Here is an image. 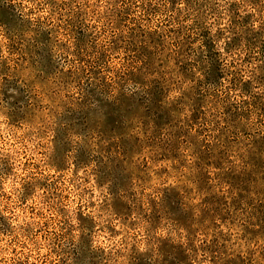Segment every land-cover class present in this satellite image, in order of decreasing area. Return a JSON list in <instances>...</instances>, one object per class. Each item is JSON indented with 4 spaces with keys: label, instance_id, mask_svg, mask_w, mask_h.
I'll use <instances>...</instances> for the list:
<instances>
[{
    "label": "rangeland",
    "instance_id": "rangeland-1",
    "mask_svg": "<svg viewBox=\"0 0 264 264\" xmlns=\"http://www.w3.org/2000/svg\"><path fill=\"white\" fill-rule=\"evenodd\" d=\"M27 2L33 3L36 0ZM90 2L91 0H85V3ZM96 2L102 3L103 0ZM117 2L119 3V0ZM177 2L178 0H157V4H167L168 13L177 10ZM225 2L228 3L227 11L231 14L234 33L232 39L226 42L225 51L243 52L242 58L239 55L236 58L242 66L255 64V72L258 73L254 75L256 85L264 84V24H260L259 16L253 13L240 16V9L245 4L256 7L260 0ZM125 3L143 9L144 20L148 23H152L153 18L161 14V7L152 4L150 0L147 7L141 0H125ZM195 3L197 8L209 5V15L218 11L213 0H195ZM24 4L25 0H0V29H3V35L9 39V55L19 53L24 33L31 28V22L21 15ZM28 12L29 15L33 14L32 9ZM132 12L130 7L115 12L112 23L117 29H128V38L125 41L123 36H117L109 41L110 47L101 51L96 60L97 65L101 67L88 69L90 79L81 81L80 76L73 79V70L59 68L53 58V46L56 44L54 32L63 33L64 25H58L56 29L42 30L39 26L32 29L34 35L30 46H25V55L20 56L11 65L6 60H0V94L11 109L10 127H19L17 121L25 117L21 108L28 109L29 93L18 83V72L26 70L28 65L35 71V81L42 83L55 75L59 69L64 74V80L75 82L78 89L75 100L65 93L64 100L67 103L59 101L61 113L58 123L62 126L58 127L57 134L52 137L54 155L51 157V164L56 165L54 171L46 174L43 180L29 181L23 185L24 193L19 197L22 205L27 204L28 199L35 201L34 205L29 206L27 214L30 220L35 217V223L41 225L35 229L39 239L45 240L42 234L44 232L53 236L51 243L55 247L52 248L51 255L59 256V260L41 259L40 264H107L108 257L105 256L104 248L92 247L94 241L104 233H107V236H104L101 244L118 237V242L128 248V264H193L195 256L188 249L196 251L194 238L198 233L215 231L221 225H233L237 215L245 213L243 219L247 224L241 239L245 236L250 240L264 239V195H260L264 189H256L255 199L247 197V193L253 189L256 176L242 171L236 173L238 176L231 184L225 182V172L229 171L223 170L227 160L225 150L219 144L198 140L199 136L208 131L206 105L211 103V100L216 101L213 107L219 104L222 108L221 115L225 124L217 139L222 137L223 143L229 145L236 142L235 130L240 127L241 119L248 120L255 115L257 124L264 119V98L252 93L253 81L243 80L245 69L238 68L234 63L228 72L234 85L232 90L236 91L238 87L245 96L252 94L253 97L250 101H243L242 105L226 103L230 97L216 91L225 79L224 66H219L220 72L218 69H210L206 64L201 72L203 78H196L193 69L200 71L196 68L197 63L206 59V55H211L213 59L218 57V53L210 47L213 40L202 23L196 25L200 29L199 36H196L192 29L185 34L182 27L169 26L173 22L179 24V16L168 19L166 15L167 23L159 22L156 29L149 30L144 27L143 21L137 22ZM81 15L82 13L77 12L75 19L67 25V35L73 41L75 63L78 64H84L86 61V56L82 55L87 50L86 46L95 50L97 39L92 37L91 32H85L87 25L80 19ZM254 22L258 23L256 29L251 27ZM161 27L166 31H157ZM218 35H222L219 30ZM13 36L18 37L14 44L11 43ZM197 39L202 40L205 45L203 50H210L203 51L196 61H191L188 57L193 54L192 45ZM137 47V55L140 58L144 55L142 64L149 75L158 74L159 77L166 78L165 66L171 65L184 80L194 82V87L187 97L193 105L189 117L185 119L178 106L163 108L161 104L154 103L140 105L147 96L133 95L131 98L119 93L111 101L106 98L113 87L109 83L110 78L116 72L111 62L120 64L122 59L125 62L128 54ZM2 51L3 49H0V52ZM142 64L140 63L141 66ZM83 72L84 69H81V74ZM208 72L213 75L219 73L216 83H207ZM9 88H16L19 94L9 93ZM81 88L82 93L79 91ZM161 93L163 97L166 88L161 89ZM173 129L175 131H172ZM225 132L229 134L225 135ZM240 132L245 136L249 135L246 128L240 127ZM76 135L85 138L84 145L72 144L70 138ZM163 135H167L168 139L163 140ZM4 139L3 130L0 129V151L4 148ZM250 142L254 149L250 153L251 168L259 176L260 172H264V158H261V154H264V137L258 140L253 138ZM189 146L192 147L191 152L188 150ZM67 153H72L70 168L62 160ZM193 156L195 160L189 165L188 160ZM93 164L95 168L92 167ZM28 165L29 160L25 159V168ZM32 167L33 171H36L40 165L33 164ZM69 171L70 175L66 176ZM86 171L92 179H89V175H84ZM53 176L55 179L51 178ZM77 178H80L84 185L94 182L95 191L84 188L81 193V184L75 183ZM222 185L230 186L227 196L222 194ZM2 188L3 183L0 182V203L6 195ZM61 188L63 191H60ZM73 191L76 192L75 198ZM232 192L236 195L232 196ZM97 193L100 195L99 204L93 198ZM83 195L89 196L87 207H84L81 201ZM11 198L8 196L9 200ZM52 201L54 203H50ZM67 202L76 203V209L72 210ZM89 209H95V215L89 212ZM196 210H199L198 216ZM49 211H52V215L44 219ZM70 212L73 213L77 224L71 223L73 216ZM85 212H88V215H85ZM102 220L105 223L101 224ZM217 220L219 223H216ZM53 223L55 229H59L58 232L53 228ZM0 224L5 228L9 227L2 214ZM168 224L184 229L188 236L193 238L189 240L187 249L181 243H173L170 237L160 240L154 235ZM77 233V239H72ZM219 235L220 239L214 237L211 244L201 245L200 252L207 251L213 260L219 259L221 264H243V258L239 254L231 256L228 253L227 244L231 236L223 231ZM141 236L144 237L146 245L159 242L156 249L159 253L158 262L152 260V250H137V242ZM65 237L68 239L62 246L59 241ZM15 252L16 249L13 248L12 253ZM3 254V238L0 237V257H3ZM37 255L47 256L48 253L42 248ZM117 255L123 253L117 250Z\"/></svg>",
    "mask_w": 264,
    "mask_h": 264
},
{
    "label": "clouds",
    "instance_id": "clouds-1",
    "mask_svg": "<svg viewBox=\"0 0 264 264\" xmlns=\"http://www.w3.org/2000/svg\"><path fill=\"white\" fill-rule=\"evenodd\" d=\"M141 2L147 7L149 0H141ZM150 2L157 7H161V14L158 17H154L152 23H148L144 20L145 12L143 9L130 3H125V0H119V3L117 0H103L102 3H98L96 0H91L90 3H85V0H36V2L29 3L25 0L21 15L25 20L31 22V28L24 33L23 43L20 45L19 53L13 55H9V39L3 35V29H0V49H3V51L0 52V60H6L11 65L20 56L25 55V46H30V42L34 35L32 29L38 26L42 30L56 29L58 25H64L63 33L54 32L56 44L53 46V58L59 64V68L64 70L71 68L73 70V79H75L76 76H80L81 81L83 79H90L88 69L101 67L97 65L96 60L100 56L101 51L110 47L109 41L117 36H123L125 41L127 40L128 29L123 27L119 29L115 28L112 20L114 19L116 11H123L124 7H130L133 9L132 15L136 17L137 22L143 21L144 27L149 30L156 29V25L159 22L167 23L165 20L166 15L168 19H172V17L178 15L180 23L177 24L173 22L169 26L173 28L182 27L185 34H188V30L192 29L193 33L199 36L200 29L196 25L202 23L203 26L208 29L210 37L215 44V52L219 54V59L223 61L225 79L221 87L216 91L221 92L223 96L230 97V99L225 102L242 105L243 101H250L253 98L252 94L245 96L239 91L238 87L236 91L232 90L234 85L231 83V76L228 72L233 63L238 68L243 67L245 69L243 80L253 81L252 93L264 98V84L257 86L254 80V75L258 74L255 72L256 65L251 64L242 66L240 60L236 57L239 55L242 58L244 55L243 52L229 53L225 51L226 42L230 41L234 35L232 32L231 14L227 11L228 3L225 2V0H218V2L213 0L218 11L211 15H209L211 11L209 5L206 4L204 8H197L195 0H178L177 10L171 13L166 11V3L160 5L157 4V0H150ZM228 2H231V0H228ZM62 5L63 7H61ZM29 9L33 10V14L29 15ZM77 12L82 13L80 19L87 25L85 32H91L92 37L97 38L95 41V50L91 46H86L87 50L82 53V55L86 56L84 64L75 63L76 56L73 53V41L67 35L68 22L75 19ZM249 13L259 16V23L264 24V0H260L259 5L256 7L245 4L244 7L240 9L241 17ZM93 25H95V27H93ZM251 27L256 29L258 23L254 22ZM218 30L222 35H218ZM157 31H166V29L161 27L157 29ZM17 38L18 37L13 36L11 38V43H16ZM173 39H175V37H173ZM61 44H65L66 46L60 47ZM192 48L194 50L193 54L189 56L188 59L196 61L197 57L201 56L203 53L204 45L202 40L197 39L192 45ZM89 61L91 63H89ZM21 63L23 62L21 61ZM111 64L114 71L118 70L121 73L126 71L129 67V64L124 62L123 59L120 64H117L115 61H112ZM206 64V59L196 64V68L200 69V71H196L195 68L193 69L197 79L203 78L201 72L204 71L203 66ZM165 68L167 70L165 78L166 94L160 101L161 106L163 108L178 106L182 110V116L186 119L191 115L193 106L192 101L187 97L194 87V82L192 80H184L177 71L173 70V66L171 65H166ZM81 69H84L83 74H81ZM137 69H140V71L144 73V79L148 81V83L142 85L141 83H133L131 80L127 82L119 81L117 83V78V80L112 81L113 87L111 93L106 98L111 101L119 93H123L130 97L134 94L136 96L146 97L148 95L147 89L151 87V81L153 79H159L160 77L158 74L149 75L146 69L140 68L139 62L131 66V71L135 72ZM18 75L20 76V80L18 81L20 87L26 89L29 93L28 109L25 110L21 108V111L25 112V117L17 121L19 127L9 126V113L11 109L4 101L3 95L0 94V129L3 130L5 138L4 148L0 151V182L3 183V193H6L2 198V203H0V214L7 220L9 226L5 228L3 224H0V237L3 238L4 253L3 257H0V264H18V262L40 264L41 259L59 260V256L51 255L52 248L55 247V245L51 243L53 236L48 232H44L42 234L45 236V240L41 241L39 239L35 229L41 227V225L35 223V217L30 220L27 214L29 206L34 205L35 201L33 199H28L27 204L22 205L19 197L24 193L23 185L27 184L29 181L34 182L35 180H43L46 174H51L54 171L56 165L51 164V157L54 155V149L52 147L54 141L52 137L57 134L58 127L62 126L58 123L61 113L59 101L67 103V101L64 100L65 93L75 100L78 89L75 82L64 80V74L60 72L59 69L55 75L47 78L42 83L35 81V71L32 70L31 65H28L26 70L19 71ZM79 91L82 93V88ZM8 92L13 95L19 94L16 88H9ZM209 100H211V96ZM214 103H216V101L211 100V103L206 105L208 131L205 132L204 135L199 136L198 140L208 144H219V146L225 150L227 160L224 164V171L234 169L237 173L243 171L256 176L253 189L247 193L248 198L255 199L257 196L256 189H264V179H261V177H264V172H260L259 176H257L251 168L250 153L253 152L254 149L250 141L253 138L258 140L264 137V119H262L259 124L256 122L255 115L248 120L241 119L239 125L240 127L246 128L249 135L245 136L240 132V127H237L235 130L237 133L236 142L225 145L222 137L217 139L220 131L225 128L221 115L222 108L219 104L213 107L212 105ZM92 106L95 107V105ZM230 130L231 126H229V131ZM172 131H175V129ZM227 134L229 133L225 132V135ZM70 139L74 146L85 144V138L79 135L72 136ZM162 139L167 140L168 136L163 135ZM89 144H91V141H89ZM188 150L191 152L192 147L189 146ZM73 151H75V148ZM261 158H264V154H261ZM25 159L29 160L27 168L24 166ZM62 160L63 163L70 168L72 164V153H67L62 157ZM193 160H195V156L188 160V164L191 165ZM33 164H39V169L33 171ZM92 167L95 168V164H93ZM37 172L39 175H37ZM57 175H59V173H57ZM67 175H70V171L66 173V176ZM84 175H89V173L86 171ZM51 178L55 179L54 176ZM89 179H92L90 175ZM75 183L81 184V193L84 188H91L95 191L94 182L84 185L82 184V180L77 178ZM168 183L172 184L173 181H168ZM222 187L224 189L222 194L227 196L230 186L222 185ZM106 188L107 185H105V189ZM60 191H63V188H61ZM102 191H104V189H102ZM72 195L75 198L76 192L73 191ZM231 195L235 196L236 193L232 192ZM260 195H264V192H261ZM8 196L12 197L11 200L8 199ZM93 198L96 199L97 204H99V193ZM88 200V195H83L81 197L84 207H87ZM50 203H54V201ZM67 203L72 210L76 209V203ZM193 203L195 202L193 201ZM21 209H23V211H21ZM230 210L231 209H229V211ZM95 211V209H89V212H92L93 215H95ZM69 214L73 216L71 223L77 224L73 213L70 212ZM51 215L52 211H49L44 219H47L48 216ZM85 215H88V212H85ZM196 215H199V210H196ZM243 215H246V213L237 215L236 223L233 225H221L220 228L215 231H202L198 233L194 238V247L196 251L192 252V249H188V251L195 256L193 264H221L219 259L213 260L207 251L200 252L199 250L201 245H205L206 243L211 244L214 237L220 239L219 233L221 231L231 236L227 244L228 253L231 256L239 254V256L243 258V264H264V239L257 238V240H250L247 236L241 239V235L247 224V221L243 219ZM100 223L103 224L105 221L102 220ZM216 223H219V220H217ZM52 226L55 229L54 223ZM248 227H252V225H248ZM26 229H28V231H26ZM55 230L57 232L59 231V229ZM154 235L159 237L160 240L170 237L173 243H181L186 249L189 240L193 239L188 236L184 229L174 227L172 224H168L166 228L162 227L161 230L156 231ZM104 236H107V233H104L103 236L95 240L92 247L94 249L98 247L104 248L105 256L108 257L107 264H128L126 258L128 248L118 242V237L116 240H109L101 244V241L104 240ZM77 237L78 233L74 234L72 239H77ZM67 239L68 238L65 237L63 240H60V244L63 246ZM158 243L159 242H155L146 245L144 237L141 236L140 241L137 242V250L140 252L152 250V260L158 262L159 253L156 251ZM13 248L16 249L14 254L12 253ZM42 248L44 252L48 253L47 256L37 255V253L41 252ZM117 250L123 253V255H117ZM57 251H59V249Z\"/></svg>",
    "mask_w": 264,
    "mask_h": 264
},
{
    "label": "trees",
    "instance_id": "trees-1",
    "mask_svg": "<svg viewBox=\"0 0 264 264\" xmlns=\"http://www.w3.org/2000/svg\"><path fill=\"white\" fill-rule=\"evenodd\" d=\"M109 45H110V43H109ZM204 47H205V45H204ZM210 47L212 48V50H215V44L213 42H210ZM209 50L205 49L203 51L208 52ZM138 51H139V49L137 47L136 49H133L130 54H128V58L125 61L126 63L129 64L128 69L126 71H124L123 73H121L117 70L115 72V75L110 78L111 79L109 81L110 85H112V81L117 80V78H118L117 83L119 81L127 82L128 80H131L133 83H141L142 85L144 83H148V81H146L144 79V73L141 72L140 69H137V71H135V72L131 71L132 65H135L138 62L142 64L143 60H145L144 55L142 58H140L139 55H137ZM206 60H207V65H206L207 67H210V69H212V70L214 69V71H217V69H218L221 72V69H219V68L221 67V65L223 66V62H222V60L219 59V54H218V57L216 59H213L211 55H206ZM220 62H222V63H220ZM140 68L144 69V65L143 64H142V66L140 65ZM208 75L209 76L207 77V83L213 84V83L217 82L216 77L219 75V73L218 74L216 73V75L215 74L213 75L212 72H208ZM165 88L166 87H165V78L164 77H160L159 79H153L151 81V87L147 89V92H148L147 97L144 98L139 104L140 105L143 104L145 106H147L149 103H154V104L160 105L161 104L160 101L162 99L161 89H165ZM132 97L133 96H131V98ZM136 104H138V102H136ZM225 173H226V175L224 176V181L229 182L230 184L232 182H234L238 176L236 174L237 173L236 171L230 170V169L228 172H225Z\"/></svg>",
    "mask_w": 264,
    "mask_h": 264
}]
</instances>
